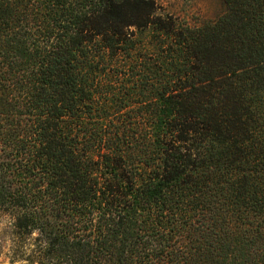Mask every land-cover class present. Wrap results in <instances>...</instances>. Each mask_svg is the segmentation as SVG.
Here are the masks:
<instances>
[{
  "label": "trees",
  "instance_id": "obj_1",
  "mask_svg": "<svg viewBox=\"0 0 264 264\" xmlns=\"http://www.w3.org/2000/svg\"><path fill=\"white\" fill-rule=\"evenodd\" d=\"M224 4L0 0V209L34 264H264V0Z\"/></svg>",
  "mask_w": 264,
  "mask_h": 264
},
{
  "label": "rangeland",
  "instance_id": "obj_2",
  "mask_svg": "<svg viewBox=\"0 0 264 264\" xmlns=\"http://www.w3.org/2000/svg\"><path fill=\"white\" fill-rule=\"evenodd\" d=\"M162 15L192 28H201L215 22L226 7L224 0H155ZM15 218L0 209V264H34L36 234L20 238L14 226Z\"/></svg>",
  "mask_w": 264,
  "mask_h": 264
}]
</instances>
